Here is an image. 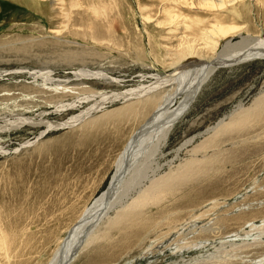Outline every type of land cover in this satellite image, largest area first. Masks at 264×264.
Wrapping results in <instances>:
<instances>
[{"label":"rangeland","instance_id":"1","mask_svg":"<svg viewBox=\"0 0 264 264\" xmlns=\"http://www.w3.org/2000/svg\"><path fill=\"white\" fill-rule=\"evenodd\" d=\"M197 2L0 0V264H48L86 207L108 188L121 147L107 156L96 152L101 132L86 126L91 118L77 123L80 113L105 102L111 93L141 91L151 78L160 80L180 69L184 77L175 79L173 87L178 98L185 97L198 68H185L194 62H174L188 48L206 61L212 57L201 41L208 26L230 29L248 22L249 33L264 34V0H236L219 9ZM168 13L178 17L174 24ZM158 21L163 24L158 26ZM68 51L77 57L64 59ZM140 53L144 57L137 60L134 55ZM84 69L123 84H81L73 73ZM47 73L65 86L37 76ZM66 89L84 95L81 108L57 114L59 99L46 98ZM136 100L116 102L120 104L97 115ZM262 105L263 60L216 69L176 127L164 155L151 159L157 171L150 170L144 183L149 186L155 175L159 179L166 172H183L189 163H195L197 175L183 180L177 194L161 205L137 208L122 218L127 207L113 209L74 264H264V246L256 243L264 240ZM43 112L62 127L41 137L44 130L37 127L20 133L4 126L7 118ZM18 218L23 221L16 229Z\"/></svg>","mask_w":264,"mask_h":264},{"label":"bare ground","instance_id":"2","mask_svg":"<svg viewBox=\"0 0 264 264\" xmlns=\"http://www.w3.org/2000/svg\"><path fill=\"white\" fill-rule=\"evenodd\" d=\"M182 1L183 4H185L186 6H191L194 4V0H181V2ZM233 2H236V0H198L197 3H199V5L201 6H205L209 8H214V7L222 8L227 6L229 3H233ZM145 17L150 19V16L148 15H146ZM177 18H178L177 16L168 13V21L172 22L173 24L174 22L177 21ZM157 24L158 26H160L163 23L161 21H158ZM246 24L247 25H245V27L234 26V28H230V29L221 28L218 26H208L207 28H205L203 33L201 34L204 36V38L201 39V41L205 43L206 49L208 50L209 54L212 55V57L207 61L206 59L204 60L202 56H199V54L198 57L196 54L197 51L195 49L194 50L196 52L193 49H189V48L187 50V53L185 52L183 55L181 56L179 55L176 58V61L174 63L187 64L188 62H194L196 63V65H191L192 64L191 63L189 65H186L185 68H190L191 66H197L198 68V71L196 73L197 75L194 78L193 77L191 78L193 79L192 84L187 88L186 90L187 94L185 97L178 98V92L173 87L176 86L177 88V85L174 84L175 79L184 77L182 76V73L179 72L184 69H180L174 71L170 75H165L160 80L159 77L151 78L153 82L147 86H142L139 89L141 91L131 89L124 92L111 93L106 98L105 102L96 104L91 111L80 113V115L75 119L77 123H82L86 119H90V118L92 119L86 124V126L89 127L90 129L96 127V129L101 132L100 136L95 140L96 143H98L96 144L95 151L100 152L102 156H107L117 147H121V149H118L120 151L114 162V172L109 181L110 183L108 188L106 189V191L101 193L91 205L86 207V209L83 211L80 218L78 219L77 223L74 224L73 227L69 230L67 237L61 241L60 245L57 247V250L53 254V257L51 258L48 264H74L75 261L79 258V256L86 249H88V247L92 245V243H94V241L96 240V231L98 227H100L102 222L110 216V213L113 209H116V207L120 205L126 206L127 208H125L124 211L126 210L127 212H123L121 214V218H122V216H124L128 212H132V210H135L137 208L143 209L150 205H161L167 200V198H173L177 194L176 191L180 188L181 182H183V180L188 178L192 173L194 174L193 166H195V163H189L185 167V169L183 168L184 169L182 170L183 172L177 171L175 174L170 173L171 175L170 174L167 175L166 172L165 175L167 176L162 175V177L160 178L157 176L159 179L154 178L156 177V175L154 174L155 176L152 179H149L151 180L149 186H145L144 183V181H147L146 179L149 178L150 170H152L151 171L152 173H155L157 171L156 169L153 170L151 168L152 166L150 165L151 162L153 161L151 159H155L159 155H164L163 151L167 147L168 142L172 137V134L176 130V127L178 126L179 123H181L185 119V117L190 113V111H192L191 109L196 103L202 87L206 84L211 74H213L214 71L220 68L221 66L229 67L241 63L253 62L256 60L264 61V34H262V32H260L259 30L255 34L249 33L250 32L249 23L247 22ZM172 28H179V27L174 26ZM170 32L173 33L174 31L171 30ZM98 39L99 40L101 39L100 36ZM24 48L28 49L27 46H24ZM75 57L77 56L72 51H68L66 52L64 59L72 60ZM134 57H136L137 60H141L144 56L142 53H140L134 55ZM184 73L186 72H183V74ZM73 74H74V79L76 81L81 82V84H84L82 82L89 80L100 84L101 86H103L102 88L117 87V86H122L123 84V81L121 80L113 79L110 76L102 75L99 73L96 74V72L91 71L89 69L75 71ZM37 76H41L43 78H49L48 79L49 81L55 82L56 84L58 83L57 86L59 87L61 85L65 86L64 84L61 83V81L56 82V80L51 79L52 75L50 73L40 74ZM171 76L173 77L175 76V77L172 78ZM168 86H172V87H168ZM167 88H172V89L166 90ZM66 90H60V92L58 91L59 93H57V95H55L54 97L50 96L51 98L50 97L46 98L49 101L53 99H59L58 100L59 105H57L56 108L54 109L56 110L55 112L57 114H64L66 112V109L71 110V109L81 108L80 106L82 102L80 100L81 97H83L84 95L80 96V92L77 94L76 93L73 94L71 92H68L69 90L67 91ZM82 91L86 93L91 92L90 90L87 89H83ZM40 93L42 95V92ZM67 98H69V100L64 101V99ZM130 98H132V100L134 98H138V100L128 104L127 106H123V108L106 112L99 116L97 115L99 113L108 110L111 106L115 104H120L116 102L126 101L125 103H127L129 101H132L130 100ZM177 98L179 99L178 106L175 109H173L177 103L178 100ZM255 101L256 100L254 99V102ZM259 104L261 106V103ZM100 109L102 110L96 113V111ZM45 114L48 113L43 112L41 115H36V116L22 115V116L7 118L4 121L5 123L4 126L8 132H20V133L26 132L28 130L37 127V130H44L41 133V137H43L46 133L52 130H56L59 127H62L61 125H57L53 121H50L49 119L45 118ZM235 114L236 117L237 113ZM167 115H171V116L168 119H166ZM239 121L242 120H238V122ZM241 123L242 122L240 123L236 122V124H241ZM63 127H66V123L63 125ZM216 131H218V129H216ZM228 132H230L229 129ZM212 136L216 138L215 134L214 135L212 134ZM93 143L94 141L92 142V144ZM194 151L196 152V149H194ZM153 164L154 163H152V165ZM177 167L179 168L180 166ZM130 199L131 201L129 203ZM175 205L176 204H174V206ZM21 211L23 213L22 209ZM144 215L146 216V214ZM171 215L172 217L175 216L174 213ZM9 216L15 218L14 215L12 214ZM15 221H17L15 224L16 229L22 226L20 224V221H23V218L15 219ZM262 224L264 225V223ZM256 230H258V228ZM262 242L264 243V240ZM262 242L256 241V243L260 244V247L264 246ZM183 248H186V246H184ZM237 250L239 249L237 248L236 251Z\"/></svg>","mask_w":264,"mask_h":264}]
</instances>
